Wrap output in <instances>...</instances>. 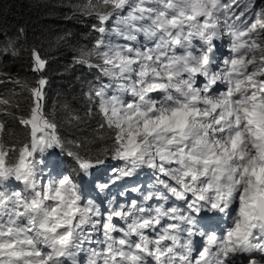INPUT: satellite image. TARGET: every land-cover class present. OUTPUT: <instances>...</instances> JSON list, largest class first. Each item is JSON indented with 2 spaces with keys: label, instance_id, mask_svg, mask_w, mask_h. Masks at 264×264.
Segmentation results:
<instances>
[{
  "label": "snow or ice",
  "instance_id": "snow-or-ice-1",
  "mask_svg": "<svg viewBox=\"0 0 264 264\" xmlns=\"http://www.w3.org/2000/svg\"><path fill=\"white\" fill-rule=\"evenodd\" d=\"M233 3L86 0L82 14L95 19L91 27L100 37L76 62L99 68L108 79L89 99L114 129L112 158L124 161L98 187L107 191L148 168L167 178L157 177L165 191L110 201L102 211L58 163L47 182L40 181L38 157L64 146L56 123L45 115L47 81L40 78L31 89L30 113L20 117L30 128L29 140L14 164L7 158L15 146L0 138V264H78L85 242L97 245L86 250V264H150L149 258L155 264H264V19L253 12L248 23L251 7L237 4L239 12L229 11ZM109 33L152 43H115ZM221 35L230 38L232 53L223 67L214 43ZM33 55L42 70L46 61ZM75 159L84 176L103 171L102 156ZM12 180L23 189L12 187ZM169 195L185 201V209L165 207ZM203 212L223 213L231 224L222 234L201 230L197 217ZM165 219L172 223L162 224ZM196 235L207 244L194 256Z\"/></svg>",
  "mask_w": 264,
  "mask_h": 264
},
{
  "label": "trees",
  "instance_id": "trees-1",
  "mask_svg": "<svg viewBox=\"0 0 264 264\" xmlns=\"http://www.w3.org/2000/svg\"><path fill=\"white\" fill-rule=\"evenodd\" d=\"M86 0H0V134L15 163L20 147L29 140L30 128L20 124L33 104L32 88L45 78V115L56 123L64 141L55 148L59 162L78 165L75 156H109L113 135L85 98L93 79L85 65L77 63L82 49H90L100 37L92 30L94 18L82 14ZM264 19V0H256ZM264 39V35H263ZM264 42V40H262ZM46 61L42 70L33 52ZM37 69V70H34ZM6 102V103H5ZM71 152L73 155H69ZM61 155H65L64 158Z\"/></svg>",
  "mask_w": 264,
  "mask_h": 264
}]
</instances>
